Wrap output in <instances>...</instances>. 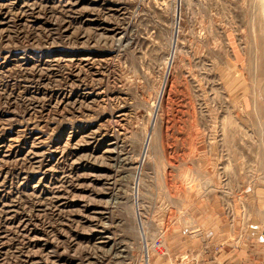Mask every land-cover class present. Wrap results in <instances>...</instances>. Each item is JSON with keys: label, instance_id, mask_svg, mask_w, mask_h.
<instances>
[{"label": "rangeland", "instance_id": "374dc122", "mask_svg": "<svg viewBox=\"0 0 264 264\" xmlns=\"http://www.w3.org/2000/svg\"><path fill=\"white\" fill-rule=\"evenodd\" d=\"M146 253L264 264V0H0V264Z\"/></svg>", "mask_w": 264, "mask_h": 264}, {"label": "built area", "instance_id": "2783aa9c", "mask_svg": "<svg viewBox=\"0 0 264 264\" xmlns=\"http://www.w3.org/2000/svg\"><path fill=\"white\" fill-rule=\"evenodd\" d=\"M136 264H152V259L149 253L142 256L141 260ZM171 264H195L189 260L188 256H179Z\"/></svg>", "mask_w": 264, "mask_h": 264}, {"label": "crops", "instance_id": "0c3cea01", "mask_svg": "<svg viewBox=\"0 0 264 264\" xmlns=\"http://www.w3.org/2000/svg\"><path fill=\"white\" fill-rule=\"evenodd\" d=\"M179 237V236H178ZM178 244H180V245H184V242L182 241V238L181 237H179V239H178ZM184 250V247H182V249H180L179 247H178V249H176V253H180V254H183L181 251H183ZM200 256H202V261L201 262H203V253H200L199 254ZM199 255H194L195 256V258H194V256H192L191 258L189 257V255H187L186 254V256H188V258L192 261V262H197L198 264H199V261H198V259H196V258H198L199 257ZM206 258L208 259V256L206 255ZM205 262V261H204ZM204 262L202 263V264H204ZM201 264V263H200Z\"/></svg>", "mask_w": 264, "mask_h": 264}]
</instances>
